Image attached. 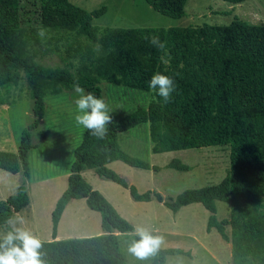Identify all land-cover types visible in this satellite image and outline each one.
Masks as SVG:
<instances>
[{
  "label": "trees",
  "instance_id": "trees-1",
  "mask_svg": "<svg viewBox=\"0 0 264 264\" xmlns=\"http://www.w3.org/2000/svg\"><path fill=\"white\" fill-rule=\"evenodd\" d=\"M20 1L0 0V88L15 86L24 78L32 118L20 134L17 151H0V170L29 177L30 132L45 116L47 95L73 90L78 83L86 93L102 98L101 82L151 93L147 108L112 121L104 139L85 129L73 150L66 189L51 213L53 239L43 242L42 249L46 264H126L116 233H129L133 227L92 189L81 176L83 170L119 184L136 202L155 199L174 214L190 204H201L209 213L206 231L214 229L231 243L234 264H264V22L250 24L235 18L225 26L99 30L91 22L105 13V7L86 12L69 0H38L40 25L34 26L22 17ZM144 1L155 12L180 19L187 0ZM223 1L236 4L242 0ZM41 28L47 30L44 41L37 35ZM152 37H159L165 48L154 46ZM71 51L79 59L78 68L69 61ZM54 54L65 69L38 63ZM157 72L172 77L176 84L167 103L148 88ZM140 124H148L154 154L229 145V170L218 184L185 190L173 200L163 201L152 191L138 193L106 165L121 161L133 168L159 170L120 148L118 135ZM166 167L191 170L179 160ZM81 199L100 214L102 234L55 240L64 209L70 201ZM216 202L230 205L229 218H216ZM28 205L22 184L0 200V226ZM226 227L231 228V238ZM178 254L185 252L161 249L149 264H165L168 256Z\"/></svg>",
  "mask_w": 264,
  "mask_h": 264
},
{
  "label": "rangeland",
  "instance_id": "rangeland-1",
  "mask_svg": "<svg viewBox=\"0 0 264 264\" xmlns=\"http://www.w3.org/2000/svg\"><path fill=\"white\" fill-rule=\"evenodd\" d=\"M73 5L92 12L101 7L106 11L93 18L91 25L104 28H170L202 26L204 24L225 26L235 18L247 22H263L262 18L248 19L243 12L264 7V0H242L230 3L223 0H187L184 16L173 19L155 12L144 0H69ZM38 0H21L22 17L38 26L36 5ZM264 19V18H263ZM80 41L84 42L81 38ZM76 46V43L74 44ZM74 47V46H73ZM66 49V45L64 47ZM63 52V48L60 49ZM71 50V49H70ZM75 68L80 65L73 51L71 58ZM38 63L50 69H65L57 55H49ZM23 76V75H22ZM24 78L15 86L0 88V151L16 152L20 134L31 122L24 112L31 108L32 100L26 91ZM102 98L108 105L112 121L147 108L150 92L137 91L124 86L101 82ZM77 94L64 90L44 98L45 116L37 129L30 132L33 148L28 155L29 177L0 170V200L13 195L18 186L24 184L29 205L20 215L25 218V227L38 235L43 242L52 241L51 213L57 199L67 186L69 167L73 162V150L80 144L85 128L75 121ZM8 102V103H7ZM15 103V104H14ZM44 133L45 137H41ZM120 148L137 157L158 171L133 168L121 161L106 167L122 178L138 193H159L163 201L175 199L185 190L218 184L229 170L230 147L210 146L199 149L152 153L148 124H140L118 135ZM172 160H179L191 168L181 172L167 168ZM81 176L93 190L99 192L115 211L132 227L144 226L157 235L165 237L162 249L177 248L185 254L171 255L165 264H234L230 242L222 240L216 230L206 231L209 216L201 204H190L172 213L163 203L152 199L149 202L132 200L127 189L112 181L99 178L92 170H83ZM216 218L223 220L231 215L230 205L216 202ZM102 234L101 217L90 210L85 200H72L64 209L56 229L55 240L88 238ZM231 238V228L226 227ZM118 240L125 255L126 264H149L131 256L127 249L133 237L118 233Z\"/></svg>",
  "mask_w": 264,
  "mask_h": 264
},
{
  "label": "clouds",
  "instance_id": "clouds-1",
  "mask_svg": "<svg viewBox=\"0 0 264 264\" xmlns=\"http://www.w3.org/2000/svg\"><path fill=\"white\" fill-rule=\"evenodd\" d=\"M37 35L44 41L47 30L41 28ZM150 42L160 49L165 48L159 37H152ZM148 88L167 103L176 91V84L172 77L157 72L148 82ZM73 91L78 96L74 101L76 123L89 130L92 136L104 139L108 133L107 126L112 122L107 103L91 92L86 93L78 83L73 84ZM25 223V218L16 213L0 226V264H46L42 252L43 241L26 228ZM128 235L133 237L128 245V253L142 262L156 256L165 244L164 236L154 234L144 226H133Z\"/></svg>",
  "mask_w": 264,
  "mask_h": 264
},
{
  "label": "crops",
  "instance_id": "crops-1",
  "mask_svg": "<svg viewBox=\"0 0 264 264\" xmlns=\"http://www.w3.org/2000/svg\"><path fill=\"white\" fill-rule=\"evenodd\" d=\"M259 16V18H262V21L264 22V7H261V8H259V7H257V8H252V9H249V10H245L244 12H243V17H245V18H248L249 20L250 19H254V18H256V17H258ZM241 20V19H240ZM242 21H244V20H242ZM245 22H247V21H245ZM248 23H250V24H257V23H254V22H248ZM259 23V22H258ZM8 103V102H7ZM3 104V101L0 99V106ZM15 104V103H14ZM29 109H31L30 107H29ZM25 114H27V116L31 119L32 118V114H31V111L30 110H28V112L27 111H25L24 112ZM42 121H43V119L41 120V122L40 123H42ZM69 175V174H68ZM84 200V199H83ZM71 202V201H70ZM69 202V203H70ZM15 215V214H14ZM60 221V220H59ZM59 223V222H58ZM116 234H118V233H116Z\"/></svg>",
  "mask_w": 264,
  "mask_h": 264
}]
</instances>
